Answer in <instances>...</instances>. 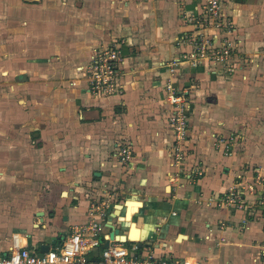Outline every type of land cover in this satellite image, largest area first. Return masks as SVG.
I'll return each mask as SVG.
<instances>
[{
	"label": "crops",
	"instance_id": "crops-1",
	"mask_svg": "<svg viewBox=\"0 0 264 264\" xmlns=\"http://www.w3.org/2000/svg\"><path fill=\"white\" fill-rule=\"evenodd\" d=\"M203 2L0 0V253L16 233L36 254L57 245L87 222L91 199L115 189L101 220L102 246L111 223L139 256L264 264L262 195L247 193V209L216 204L240 179L251 180L256 170L264 176V0L220 2L232 22L228 36L245 56L241 69L177 67L178 85L190 96L187 170L170 180L177 170L167 151L166 63ZM113 39L123 42L122 91L92 96L77 66ZM230 129L240 140L224 155L211 133ZM116 143L129 146L128 161L118 160ZM128 201L140 204L120 218ZM132 224L138 239L129 238ZM100 248L86 264L100 261Z\"/></svg>",
	"mask_w": 264,
	"mask_h": 264
},
{
	"label": "built area",
	"instance_id": "built-area-1",
	"mask_svg": "<svg viewBox=\"0 0 264 264\" xmlns=\"http://www.w3.org/2000/svg\"><path fill=\"white\" fill-rule=\"evenodd\" d=\"M221 0H204L199 15L189 18L194 24L192 31L183 32L176 36L178 46L187 47L166 63L167 77L163 83L164 100L167 104L166 122L173 134L170 148V163L177 172L170 177L173 182L178 181V172L183 168L184 153L182 142L185 140L189 126V94L185 87L178 85V66H217L223 65L225 71L235 72L243 66L245 56L239 52V40L228 36L232 22L220 11ZM211 30L205 31L206 28ZM207 32V33H206ZM122 41L111 40L108 44L95 47L88 55L86 62L77 66V71L85 78L87 91L95 97H106L122 91ZM180 44V45H179ZM243 58L242 64L235 62L236 58ZM238 65V66H237ZM212 144L220 149L224 155L233 151V142L211 133ZM229 138L234 139L231 135ZM235 140V139H234ZM117 158L124 163L131 157L128 145L115 144ZM200 173V171H195ZM187 173L186 179H192ZM264 180V178H263ZM247 181V182H246ZM262 180L252 177L251 180H239L220 196L216 197V204L233 209H247V193H259L257 205H264V190H260ZM107 199H93L89 204L88 220L74 226L64 238L42 253L31 252L27 236L23 233L13 235V240L4 253H0V264H86V255L100 248V261L97 264H198L192 258L169 260L152 254L136 255V246L125 245L124 240L110 238L105 234L107 245H101L99 234L102 218L108 217ZM264 222V221H263ZM264 254V249H263Z\"/></svg>",
	"mask_w": 264,
	"mask_h": 264
},
{
	"label": "rangeland",
	"instance_id": "rangeland-1",
	"mask_svg": "<svg viewBox=\"0 0 264 264\" xmlns=\"http://www.w3.org/2000/svg\"><path fill=\"white\" fill-rule=\"evenodd\" d=\"M111 14H112V13H111ZM112 15H114V13H113ZM112 15L107 16V19L111 20V25H113V23L116 21V20H114V18H113ZM114 16H116V15H114ZM116 30H118L119 33H124V32H125L124 29H123L122 27H120V28H116ZM208 32H210V31H208ZM206 33H207V32H206ZM174 44H175L176 46H178L177 43H176V37H175V39H174ZM179 45H180V44H179ZM186 48H187V47H183V46H182V47L180 48V50H182V49H186ZM239 52H242V51L240 50V48H239ZM178 54H179L178 52L175 53V56H177ZM175 56H174V57H175ZM242 61H243V58H239V59H238V57H237L235 62L239 63V65H240V64H242ZM217 66L219 67V70H221V73H224V74H225V73H229V71H225V67H224L222 64H221V65H217ZM237 66H238V65H237ZM242 67H243V66H242ZM242 67H241V68H242ZM241 68H238V70L241 69ZM238 70H237V71H238ZM237 71H235V72H237ZM230 73H234V72H230ZM229 131H230L229 133H226V132H223V133L221 132V134H220V133L217 134L216 132H215V133H216L217 135H219L220 137H223V138L228 139L229 141L233 142V144L235 145L236 139L239 138V140H240V137H237L238 135H237V132H236L235 130L230 129ZM231 135L234 137L235 140L232 139V138H229V136H231ZM172 141H173V139H172ZM170 146H171V144H169V147H168L167 151H170V148H171ZM185 150H186V149H184V148L182 147V152L184 153V159H183V162H184L185 159H186V158H185V157H186V156H185ZM169 153H170V152H169ZM254 168H256V167H254ZM255 174H256V175H254V177H259L260 180H262V182L264 183V180H263L264 176H263V175H260V176H259V175H258V170L255 171ZM240 180L242 181V180H247V179H243V178H242V179H240ZM246 182H247V181H246ZM114 190H115V189H114ZM114 190H113V191H108V194L105 195V196H103V197H101V199H107V198H109V196L114 192ZM95 199H96V198H95ZM92 200H93V199H91V200L89 201V204H90V202H91ZM109 203L112 204L110 200H109ZM106 209H107V208H106ZM105 219H106V218H105ZM105 229H106V228H105Z\"/></svg>",
	"mask_w": 264,
	"mask_h": 264
},
{
	"label": "bare ground",
	"instance_id": "bare-ground-1",
	"mask_svg": "<svg viewBox=\"0 0 264 264\" xmlns=\"http://www.w3.org/2000/svg\"><path fill=\"white\" fill-rule=\"evenodd\" d=\"M139 204L140 203L138 201H128L127 202V206H128L127 213H126V215H124V213L122 215H120V218L129 219L131 217L132 213L136 211ZM124 212H125V210H124ZM138 237H139V230L134 224H132L131 225V231L129 233V238L130 239H138Z\"/></svg>",
	"mask_w": 264,
	"mask_h": 264
},
{
	"label": "water",
	"instance_id": "water-1",
	"mask_svg": "<svg viewBox=\"0 0 264 264\" xmlns=\"http://www.w3.org/2000/svg\"><path fill=\"white\" fill-rule=\"evenodd\" d=\"M107 226H109V228H111V230L109 232L110 238L119 239V240H124L125 239V235L124 234H119L117 228L113 227V225L111 223H109ZM63 238H64V236L60 238L59 242ZM53 244H55V242H53ZM106 245H107V240L104 242L103 246L105 247Z\"/></svg>",
	"mask_w": 264,
	"mask_h": 264
}]
</instances>
